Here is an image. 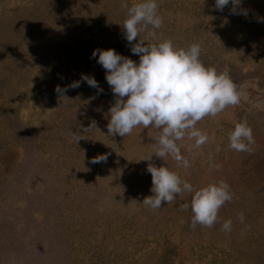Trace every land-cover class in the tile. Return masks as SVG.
I'll use <instances>...</instances> for the list:
<instances>
[{
  "label": "rangeland",
  "instance_id": "374dc122",
  "mask_svg": "<svg viewBox=\"0 0 264 264\" xmlns=\"http://www.w3.org/2000/svg\"><path fill=\"white\" fill-rule=\"evenodd\" d=\"M231 8L159 0L157 37L140 33L150 43H199L206 66L248 85L247 101L198 122L209 143L194 149L187 138L179 142L190 168L170 156L150 161L195 187L221 179L230 185L233 199L219 221L193 229L190 209L181 210L188 194L159 210L140 203L152 194L149 162L141 159L155 150L159 130L107 135L115 98L92 52L111 48L139 61L119 25L121 0H0V264H264V0H241L237 14ZM75 81L78 88L55 91ZM245 119L255 143L237 152L227 137ZM100 155L107 161L91 163Z\"/></svg>",
  "mask_w": 264,
  "mask_h": 264
},
{
  "label": "clouds",
  "instance_id": "9594fccd",
  "mask_svg": "<svg viewBox=\"0 0 264 264\" xmlns=\"http://www.w3.org/2000/svg\"><path fill=\"white\" fill-rule=\"evenodd\" d=\"M240 3L241 0H215V8L223 11L231 4L232 13L237 14ZM121 7L126 10V17L119 25L131 45V52L139 56V61L111 48L94 49L92 52V58H97V63L105 70V79L115 98L108 109L107 135L125 137L140 126L158 129V134L153 137L155 150L141 159L149 162L147 172L152 177V194L140 203L159 210L165 204L173 203L178 196L188 194L190 202L183 204L181 210L190 209L191 227L211 228L219 221L220 208L233 199L230 185L221 179L195 187L177 172L166 166L157 167L150 161L153 155L162 160L170 156L178 166L190 168L191 163L182 155L179 142L187 138L193 141L194 149L209 143L213 138L197 127L198 122L205 117L215 118L228 106L247 101L248 85H237L227 69L217 71L215 67L206 66L200 59L199 43L178 47L170 39L150 43L146 38H140L142 31L156 38V30L163 26V17L158 12L159 0H137L131 5L128 0H121ZM241 11L247 15L246 10ZM258 20L264 22V17ZM137 38L138 42L133 43ZM81 80L103 91L94 77L82 75ZM80 82L75 81L65 88L57 86L55 91L64 94L69 88H78ZM91 127H96L95 122L83 130ZM72 135L77 137V141L83 138L76 132ZM227 139L230 149L237 152H251V145L255 143L246 119L235 124ZM107 158V155H100L91 163L106 162ZM237 219L243 224L246 218L239 213ZM180 223H185V220L181 218ZM232 227L233 221L228 219L222 223L221 230L227 234Z\"/></svg>",
  "mask_w": 264,
  "mask_h": 264
}]
</instances>
